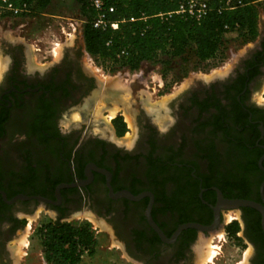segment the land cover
<instances>
[{"label": "flooded vegetation", "instance_id": "obj_1", "mask_svg": "<svg viewBox=\"0 0 264 264\" xmlns=\"http://www.w3.org/2000/svg\"><path fill=\"white\" fill-rule=\"evenodd\" d=\"M243 43L222 73L192 81L163 107L126 106L136 133L124 146L103 119L91 121L96 102L106 118L119 91L85 64L84 44L39 63L20 39L0 38V264H11V248L41 213L108 225L137 264H196L199 238L234 221L242 264H264V23ZM150 203L165 241L147 221ZM188 224L198 228L175 236Z\"/></svg>", "mask_w": 264, "mask_h": 264}, {"label": "rangeland", "instance_id": "obj_2", "mask_svg": "<svg viewBox=\"0 0 264 264\" xmlns=\"http://www.w3.org/2000/svg\"><path fill=\"white\" fill-rule=\"evenodd\" d=\"M255 9L257 20L264 23V0L258 2ZM85 21L81 7L76 0H51L50 5L44 10H36L31 7L19 9L17 13L0 7V38L16 37L29 45L31 51L36 50L32 52V55H36L39 63H50L58 57L64 47L84 44L82 30ZM245 39L248 44L254 38L243 30L241 34L224 41L212 59L202 62L196 59L190 48L186 49L185 53L177 59H172L166 52L158 53L153 60L142 63L136 70L124 68L120 64L104 62L90 55L84 62L87 66L92 67L95 75L103 78L104 82H106L105 79H117L123 85L125 90L116 87L119 91L118 101H125L129 107L132 104L138 105L140 102L144 106L153 104L163 107L169 99L178 95L180 90L188 87L192 81L211 79L213 75L222 73L223 69L241 53L240 50L244 46ZM139 84L140 91L133 95L132 85ZM261 99H264V95L260 94L258 101H262ZM117 103L115 105L120 106ZM102 107L101 101L96 102L90 112L92 123L94 124L97 119H103L108 125L107 135L116 143L129 146L136 133L134 124L132 123V126L129 127L126 121H122L120 127H123V134L114 136L112 123L116 116L113 119L107 113V117L103 118ZM120 107L123 108L122 105ZM166 119V116H163V120ZM92 132L94 134L103 133L97 127H93ZM231 217L233 216L230 215L228 218L231 220ZM89 219L90 217L87 215H79L59 221L63 225L77 227L86 225L90 228L95 243L94 252L91 255L83 252L79 264H137L122 251L108 225L97 221H95L97 225H94ZM54 224L53 217L46 213L35 215L33 219H30L24 235L11 248V264H50L44 259V239L46 227ZM234 225L236 223L232 221L231 224L224 227L225 231L221 228L216 235L212 234L205 239L199 238L197 246L201 252L196 264L200 261L203 252L202 246L207 243L210 244V250L215 252L209 264L243 263L244 255L240 253L239 244L235 241L237 237L229 233V227ZM22 241L24 243L21 245ZM16 248H21L19 256L16 254Z\"/></svg>", "mask_w": 264, "mask_h": 264}, {"label": "trees", "instance_id": "obj_3", "mask_svg": "<svg viewBox=\"0 0 264 264\" xmlns=\"http://www.w3.org/2000/svg\"><path fill=\"white\" fill-rule=\"evenodd\" d=\"M85 17L82 37L85 51L92 57L130 70L138 69L158 53L166 52L172 59L180 58L190 48L198 61L212 59L227 39L246 30L255 38L256 4L262 0H210L206 14L200 19L176 14L185 0H116L113 12L106 18L117 23V29H94L96 12L91 0H76ZM51 0H5L0 7L44 10ZM240 2V5L238 4ZM170 14L169 17L167 15ZM164 15L163 17H160ZM123 134V127L118 130ZM236 225L229 227L234 235ZM94 238L86 225L77 227L55 223L46 227L44 259L50 264H79L83 252H94Z\"/></svg>", "mask_w": 264, "mask_h": 264}, {"label": "built area", "instance_id": "obj_4", "mask_svg": "<svg viewBox=\"0 0 264 264\" xmlns=\"http://www.w3.org/2000/svg\"><path fill=\"white\" fill-rule=\"evenodd\" d=\"M2 3H5V0H0ZM116 0H91L90 6L92 9L96 12V15L92 19V27L94 29L99 30H105L106 28H110L111 30L117 29V23H109L106 15L108 13L113 12V5L110 4L111 2H114ZM210 0H185L179 5L178 11L176 14L180 15H186L189 18L192 19H200L203 17L208 8V3ZM240 5V2H238ZM233 6V3L229 0L226 2L225 7L231 9ZM9 11H12L14 13H17L19 9H14L10 5H7L6 7H3ZM164 15H161L160 17H163ZM170 14L167 15L169 17Z\"/></svg>", "mask_w": 264, "mask_h": 264}, {"label": "bare ground", "instance_id": "obj_5", "mask_svg": "<svg viewBox=\"0 0 264 264\" xmlns=\"http://www.w3.org/2000/svg\"><path fill=\"white\" fill-rule=\"evenodd\" d=\"M86 58V57H85ZM0 70H1V62H0ZM99 78L100 79H102L103 80V78H101L100 76H99ZM105 81L106 82H108V84L110 83V85L111 86H113V87H117V88H119L120 90H123L124 89V87H123V85L121 84V83H119V81L117 80V79H105ZM125 90V89H124ZM127 93V92H126ZM128 94V93H127ZM120 97V96H119ZM262 100V99H261ZM118 102H120L121 103V105H122V107H123V109H124V111H123V116H124V118H125V121H126V123L129 125V127H131L132 126V122H131V117H130V112H129V108H127L126 107V102L124 101V102H121V101H118ZM128 103V102H127ZM128 106V105H127ZM129 107V106H128ZM122 109H121V107L120 106H117V105H115L114 104V106L111 108V109H109V111H108V116L110 117V118H114L115 116H117V114L121 111ZM122 112V111H121ZM74 119H78V116L77 115H75L74 116ZM89 221L91 222V223H93L94 225H97L96 224V222L92 219V218H90L89 219ZM221 235V234H220ZM24 243V241H22L21 242V245ZM26 244V243H25ZM19 245V244H18ZM20 245V246H21ZM209 245L210 244H205L204 246H202V248H203V252H202V254H201V258H200V261L198 262V264H209L211 261H212V258H213V255L215 254V252L213 253L211 250H210V247H209ZM17 249V248H16ZM20 249L21 248H18L16 251V254H17V256H19L20 255ZM212 249V248H211ZM200 252H201V249H200V251H199V255H200Z\"/></svg>", "mask_w": 264, "mask_h": 264}, {"label": "water", "instance_id": "obj_6", "mask_svg": "<svg viewBox=\"0 0 264 264\" xmlns=\"http://www.w3.org/2000/svg\"><path fill=\"white\" fill-rule=\"evenodd\" d=\"M64 187H67V186H64ZM114 197H125V198H128L130 200H138L139 198H141V196L139 197H133L131 196L129 193L127 192H120L118 194H116ZM242 206L243 205H246V203H240ZM150 208H151V203L146 211V218H147V221L149 223V225L151 226V228L159 235V237L161 238V240L165 241V238L164 236L162 235V233L159 231V229L157 228V226L154 224V222L152 221L151 219V216H150ZM217 225V220L215 221L214 223V226ZM190 227H194V228H198L197 226L195 225H192V224H188V225H184L182 226L175 234V236L178 234L179 231H181L182 229H185V228H190ZM174 236V237H175Z\"/></svg>", "mask_w": 264, "mask_h": 264}]
</instances>
